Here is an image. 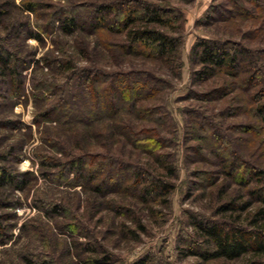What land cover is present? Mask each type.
Wrapping results in <instances>:
<instances>
[{
	"label": "rangeland",
	"instance_id": "obj_1",
	"mask_svg": "<svg viewBox=\"0 0 264 264\" xmlns=\"http://www.w3.org/2000/svg\"><path fill=\"white\" fill-rule=\"evenodd\" d=\"M101 3L111 5L102 22ZM146 4L162 9L160 28L178 39L171 59L121 47L130 25L114 20ZM72 12L78 26L67 34L56 19ZM201 38L242 49L239 72L195 74ZM0 53L20 72L0 69V166L16 174L0 185V264H251L250 254L205 259L198 223L238 217L249 226L263 205L250 193L264 189L250 167L264 168L254 109L264 102V0H0ZM80 68L121 89L107 94L109 80L89 88L98 84L75 80ZM127 72L134 80L123 81ZM132 95L139 112L129 116L121 104ZM79 101L97 114H81ZM80 155L83 173L65 165ZM156 175L169 189L143 193Z\"/></svg>",
	"mask_w": 264,
	"mask_h": 264
},
{
	"label": "trees",
	"instance_id": "obj_2",
	"mask_svg": "<svg viewBox=\"0 0 264 264\" xmlns=\"http://www.w3.org/2000/svg\"><path fill=\"white\" fill-rule=\"evenodd\" d=\"M109 7H111V5L108 3L98 4V12H103L97 15V19L100 22H102L103 18H105V14H107L105 11L109 10ZM26 8L33 9V6L29 3L26 5ZM133 14L134 13L132 11L128 15L123 16L121 20H114L117 22L122 21V24H124L125 26L130 25L126 31L123 42L121 43V47H123L124 50H127L128 52L133 51L141 53L142 51H147V54L164 59H171L172 57H174V54L176 53V49L178 47V39L160 28L161 26L166 27L167 24L165 19L166 17H164L162 9L153 4H146L137 15ZM101 17L103 18L101 19ZM76 18V15H74L72 12L68 13L65 16L61 15L60 18L56 20L59 22V27L65 33L69 34L75 31L76 27L78 26ZM56 20L54 19L53 23ZM52 27L53 25L50 27V29ZM50 29L43 28V30H46V32ZM32 35H35L36 37L42 39L40 33L33 32ZM242 53V49L229 45L228 41L225 42L224 40L219 39L201 38L196 41L191 48V54L194 55L199 63V67L195 69L194 73L197 74L200 78L209 75L211 76V74H213L215 71H224L229 74L236 75L239 72V69L241 68V65L244 61ZM8 59L9 58L4 56L3 53H0L1 73L14 75V79H16L17 73L20 72L10 66ZM56 61L59 66H67L69 69L74 68L71 63L65 64V62L63 61L61 63L58 59ZM6 66H10L8 70L4 69V67ZM73 70L75 80H83L85 77L87 79V81L84 79L85 83L90 82V84H98L89 85V88H95L96 86L98 88L99 85L103 84L104 80H109V85H104L102 88L103 91L108 94L110 93V91L116 92L121 89L120 85H114L115 81H111V77L105 72H103L102 75V72L96 70L90 71L89 68H80L77 71H75V69ZM138 73V78H147V72L139 70ZM124 74V77L126 78H124L123 81H125L126 79L131 81L135 78L130 72L123 73V75ZM81 86L82 88L86 87V85ZM115 86H117V88ZM124 87L123 89H125ZM130 98L132 100L124 101V104H121V107L125 106V113H127V115L129 116H133L137 111L139 112V100L136 99L133 95L130 96ZM82 102L83 101H79L78 104L85 106ZM61 103H65V99L62 100ZM73 103H76L75 99H73ZM106 106L108 108L114 107L110 102H108ZM85 107L88 108L82 110L80 113L86 115L87 117H91L90 115H93L97 112L95 111L96 106H92V103L87 104ZM57 108L59 107L56 105L51 109H47L41 114V116L46 117L48 116L49 112H53L57 110ZM103 108L99 107L98 109L103 110ZM117 108L118 107H114V109L118 110ZM254 109L255 114L259 116V119L261 120V122H263L264 126V102L258 103L254 107ZM81 117L82 116H79V118L77 117V122L82 121ZM84 163V156L82 155L75 157V159H69V161H65L66 166H70L72 170H76V172L79 171V173H83V171L85 170L83 167ZM140 169H135V171H133L131 177L132 180H135L136 182L139 180V176L143 174V169H141L142 171ZM250 169H252L251 172L253 175L258 176L259 179L257 181L259 183H264V168L255 166L250 167ZM247 171L248 170L246 169L244 174H246ZM15 176L16 174H10L9 172H7V169L4 166H0V185H5L6 183H9L11 181L14 182ZM150 177V179L146 177L144 181L142 187L143 193L147 194L160 191L166 192L169 189L170 184H168L163 177L159 175ZM103 182L96 183V185L94 186L96 191H101V183ZM250 193L252 195L259 196L263 201V205L254 214L249 222V226L239 223L237 219L238 217L231 219L219 217L213 220L200 221V223H198L201 231V236L205 238V242L207 245L205 251H203L202 253L205 259H236L242 255L250 254L253 259H256H252L251 264H257V261L264 264V189H260L258 187L252 188L250 190ZM231 204L232 203L228 202L221 204L219 211L226 212L230 209ZM261 219L262 221H260ZM90 262H94L97 264L100 263L99 258L87 259L85 263L89 264ZM142 262L143 261L139 263L134 262L132 264H142Z\"/></svg>",
	"mask_w": 264,
	"mask_h": 264
}]
</instances>
